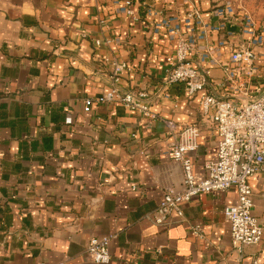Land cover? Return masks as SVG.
Wrapping results in <instances>:
<instances>
[{"label":"crops","instance_id":"crops-1","mask_svg":"<svg viewBox=\"0 0 264 264\" xmlns=\"http://www.w3.org/2000/svg\"><path fill=\"white\" fill-rule=\"evenodd\" d=\"M131 1L134 16L116 12L115 0H0V264H95L87 242L106 235L113 236L106 264H264V174L248 178L262 238L240 252L223 215L235 188L200 193L181 205V216L153 221L163 191L178 188L183 175L170 155L178 136L165 122L199 129L190 153L197 177L216 157L217 135L197 96L183 84L163 85L174 42L157 23L183 16L188 3ZM191 2L216 21L220 0ZM222 39L225 62L244 41L238 32H208L189 61L209 68V91L232 97L222 67L200 59ZM257 51L249 97L264 90ZM113 62L127 64L116 82ZM113 85L145 93L152 116L117 101L85 107Z\"/></svg>","mask_w":264,"mask_h":264},{"label":"built area","instance_id":"built-area-1","mask_svg":"<svg viewBox=\"0 0 264 264\" xmlns=\"http://www.w3.org/2000/svg\"><path fill=\"white\" fill-rule=\"evenodd\" d=\"M183 1L188 3L183 16L169 15L157 23L158 28L167 29L168 37L174 42L171 65L163 78V85L168 88L174 84H183L187 96L198 97L201 113L214 124L217 150L216 157L204 163L202 176L197 177L190 153L197 146L199 129L193 125H178L171 120L165 122L169 131L178 136L170 155L173 161L181 165L183 175L178 188L167 187L163 191L152 213V219L156 224L162 225L171 214L181 216V205L194 196L235 188L236 200L224 206L223 215L229 224L231 244L240 252L245 245L256 244L262 238V226L253 214V197L248 178L264 174V90L249 97L248 83L258 74L257 48L264 52V16L257 20L247 12L236 10L233 0H220L212 9L216 21L210 24L205 21L194 2ZM115 2L116 12L135 15L131 0ZM227 24L237 26L244 41L230 52L226 62L221 59L219 51L220 46L226 45L224 39L218 40L217 45L207 46L200 58L209 65H220L224 74L221 85L236 94L221 97L207 89L209 68L197 66L189 61V56L197 42L203 40L208 32L225 34ZM126 65L123 62H113L114 82ZM145 96L143 92L120 91L113 85L95 100L85 99L84 104L89 108L94 101H117L130 111L152 116L148 103L142 101ZM65 120L71 122V114H67ZM112 237L106 235L89 238L86 251L95 264L109 262V243ZM252 264H257V261L254 260Z\"/></svg>","mask_w":264,"mask_h":264},{"label":"rangeland","instance_id":"rangeland-1","mask_svg":"<svg viewBox=\"0 0 264 264\" xmlns=\"http://www.w3.org/2000/svg\"><path fill=\"white\" fill-rule=\"evenodd\" d=\"M236 10L251 14L259 20L264 16V0H233Z\"/></svg>","mask_w":264,"mask_h":264},{"label":"water","instance_id":"water-1","mask_svg":"<svg viewBox=\"0 0 264 264\" xmlns=\"http://www.w3.org/2000/svg\"><path fill=\"white\" fill-rule=\"evenodd\" d=\"M226 30L229 32H238L239 28L237 26L227 24Z\"/></svg>","mask_w":264,"mask_h":264},{"label":"trees","instance_id":"trees-1","mask_svg":"<svg viewBox=\"0 0 264 264\" xmlns=\"http://www.w3.org/2000/svg\"><path fill=\"white\" fill-rule=\"evenodd\" d=\"M225 34H228L227 31H225Z\"/></svg>","mask_w":264,"mask_h":264}]
</instances>
